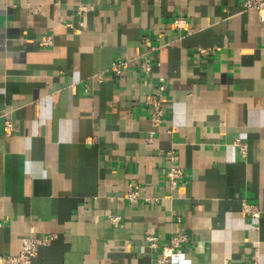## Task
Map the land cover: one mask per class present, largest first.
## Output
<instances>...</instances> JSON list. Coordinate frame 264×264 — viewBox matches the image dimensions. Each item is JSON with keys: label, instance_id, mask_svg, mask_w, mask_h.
<instances>
[{"label": "crops", "instance_id": "crops-1", "mask_svg": "<svg viewBox=\"0 0 264 264\" xmlns=\"http://www.w3.org/2000/svg\"><path fill=\"white\" fill-rule=\"evenodd\" d=\"M245 1L0 0V256L52 237L35 264H159L177 234L169 264H264V22ZM166 151L185 185L164 180Z\"/></svg>", "mask_w": 264, "mask_h": 264}, {"label": "built area", "instance_id": "built-area-1", "mask_svg": "<svg viewBox=\"0 0 264 264\" xmlns=\"http://www.w3.org/2000/svg\"><path fill=\"white\" fill-rule=\"evenodd\" d=\"M244 9L246 10H254L257 14V17L260 22H264V0L259 1H249L246 0L243 4ZM88 8L78 6L76 10V14H80L81 11H88ZM79 24H81L79 22ZM185 20L182 18H176L173 21V27L176 29H183L185 27ZM50 38L42 37L38 40L39 47L49 46ZM154 52H156V48L153 46H146L144 50L139 55V64L137 66L139 72L143 74L145 77L151 75L153 68L155 67L154 61ZM199 53L204 52L203 50H198ZM131 60H117L112 63L110 67V74L114 78H118L124 70H126L130 65ZM103 74L100 73L97 76V81L102 82ZM157 86L151 95L145 96L143 98V105L147 108L149 114V121L154 130H159L162 127L163 121L165 120L167 109L164 107L163 95L166 91V83L162 78L157 79ZM144 82V81H143ZM151 130L147 133V141L150 142L155 131ZM3 133L5 137H9L12 135V125L10 122L4 123ZM171 132V131H168ZM239 152L244 155L245 154V146H239ZM164 157L167 162V166L165 169L161 171V174L164 180L170 185V187H177L186 184V180L184 179V175L182 170L176 164V154L174 151H166L164 153ZM137 193L135 191H131L127 194V199L130 201H135L137 199ZM249 205L246 203H242L243 212L251 217L258 218L259 213L251 209ZM109 220L112 223L118 222V217H109ZM52 237H40V238H32L25 237L21 241V249L17 255L14 256H0V264H35V259L38 254V250L41 247L47 246L49 242L52 240ZM146 241L149 243V246L155 248V240L151 237L146 238ZM187 241L186 235H173L170 237L166 246L161 249V253L159 255L158 263L159 264H169L170 260L173 257L178 256L181 251V245Z\"/></svg>", "mask_w": 264, "mask_h": 264}]
</instances>
